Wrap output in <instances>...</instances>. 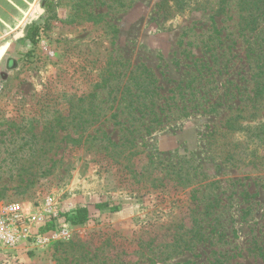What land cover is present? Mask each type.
<instances>
[{"label": "rangeland", "instance_id": "obj_1", "mask_svg": "<svg viewBox=\"0 0 264 264\" xmlns=\"http://www.w3.org/2000/svg\"><path fill=\"white\" fill-rule=\"evenodd\" d=\"M37 1L36 43L0 62V209L43 214L53 199L71 238L24 241L1 264H264L257 0ZM144 68L168 123L122 108L118 89ZM198 68L215 111L183 90ZM79 208L90 219L74 226Z\"/></svg>", "mask_w": 264, "mask_h": 264}, {"label": "trees", "instance_id": "obj_2", "mask_svg": "<svg viewBox=\"0 0 264 264\" xmlns=\"http://www.w3.org/2000/svg\"><path fill=\"white\" fill-rule=\"evenodd\" d=\"M228 1L229 0H221L219 9H224ZM254 8L255 12L260 13L258 14V16L264 15V0H257ZM38 35L39 28H36L33 25L30 27L29 32H27L26 38L32 43H36ZM199 61V59H195L194 64H198ZM210 63L211 62H209V64ZM203 66L206 67L208 65H202L200 66V68H202ZM200 68H198V70H196L195 72L198 74L197 76L193 72V77L188 80V83L185 87H183V90L184 92H187V90L189 92H195L193 94V97L200 96V101H203L204 104H201L199 102L194 107L200 108L202 106H205L209 107L210 112L215 111L213 109L217 107V104H213L211 102L212 100L210 99V97H208L207 93H202V79H208V77L207 74H203L201 72ZM260 74L263 76V78L259 82L258 86L253 89V95L249 96L250 101L254 104H257V101H259V99H261V101L264 100V72H261ZM130 80L131 81L127 80V83H125L121 89L119 88L118 91H120L121 96L124 97V99L120 101V103H123L122 108L133 110V120L143 121L146 118L148 119V117H153L154 121L159 125L163 123V120H165V123L170 122L168 115H164L169 100L167 98L161 97L159 91L163 89V86H157L160 82L154 72L152 70L144 68L143 72L139 76L131 77ZM196 82H198L197 86H195ZM101 87H110L109 82L105 81ZM209 110H207L206 108L207 112H209ZM253 110H256V107L253 108ZM262 128H264V126ZM214 129L212 128V130L210 131L211 134L214 133ZM99 207L104 208L107 206L103 205ZM65 216L67 218V221L74 226L82 225L90 219V213L87 208H79L73 213L66 214Z\"/></svg>", "mask_w": 264, "mask_h": 264}, {"label": "built area", "instance_id": "obj_3", "mask_svg": "<svg viewBox=\"0 0 264 264\" xmlns=\"http://www.w3.org/2000/svg\"><path fill=\"white\" fill-rule=\"evenodd\" d=\"M57 205L53 199L47 201L43 214H30L19 204H11L0 209V253L17 249L24 241L31 240L40 247L66 241L71 231L66 221L61 222ZM61 222L54 229L43 232L33 230L34 226Z\"/></svg>", "mask_w": 264, "mask_h": 264}, {"label": "crops", "instance_id": "obj_4", "mask_svg": "<svg viewBox=\"0 0 264 264\" xmlns=\"http://www.w3.org/2000/svg\"><path fill=\"white\" fill-rule=\"evenodd\" d=\"M32 4H35L33 9L30 8ZM39 4L42 8L44 7L43 4L39 3L37 0H0V41L6 39L1 46L12 41L7 53L10 52L14 42H17L13 41V37L17 33L23 31L25 37L21 39H26L27 32H29L30 27L34 25V22L29 24V20L32 18L36 6ZM45 11L46 9H44V12Z\"/></svg>", "mask_w": 264, "mask_h": 264}, {"label": "water", "instance_id": "obj_5", "mask_svg": "<svg viewBox=\"0 0 264 264\" xmlns=\"http://www.w3.org/2000/svg\"><path fill=\"white\" fill-rule=\"evenodd\" d=\"M44 13V9L42 8V6L39 4L36 6V10L32 16V18L29 20V24L33 23L35 20H37L42 14ZM24 32L20 31L19 33H17L14 37H13V41H18L21 38H24ZM12 44V41L7 42L6 44H4L3 46L0 47V62L2 61V59L4 58V56L6 55V53L8 52L10 46Z\"/></svg>", "mask_w": 264, "mask_h": 264}]
</instances>
